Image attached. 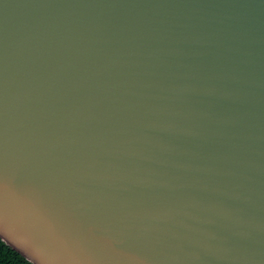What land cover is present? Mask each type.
I'll use <instances>...</instances> for the list:
<instances>
[{
	"label": "water",
	"instance_id": "obj_1",
	"mask_svg": "<svg viewBox=\"0 0 264 264\" xmlns=\"http://www.w3.org/2000/svg\"><path fill=\"white\" fill-rule=\"evenodd\" d=\"M0 238L264 264V0H0Z\"/></svg>",
	"mask_w": 264,
	"mask_h": 264
},
{
	"label": "trees",
	"instance_id": "obj_2",
	"mask_svg": "<svg viewBox=\"0 0 264 264\" xmlns=\"http://www.w3.org/2000/svg\"><path fill=\"white\" fill-rule=\"evenodd\" d=\"M0 264H34L0 238Z\"/></svg>",
	"mask_w": 264,
	"mask_h": 264
}]
</instances>
